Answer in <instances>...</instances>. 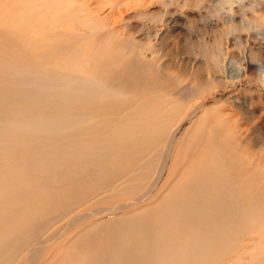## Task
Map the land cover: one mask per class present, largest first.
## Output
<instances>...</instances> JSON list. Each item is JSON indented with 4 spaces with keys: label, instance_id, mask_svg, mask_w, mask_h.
I'll return each mask as SVG.
<instances>
[{
    "label": "bare ground",
    "instance_id": "bare-ground-1",
    "mask_svg": "<svg viewBox=\"0 0 264 264\" xmlns=\"http://www.w3.org/2000/svg\"><path fill=\"white\" fill-rule=\"evenodd\" d=\"M103 9L0 0V264H264V127L171 97Z\"/></svg>",
    "mask_w": 264,
    "mask_h": 264
},
{
    "label": "rangeland",
    "instance_id": "rangeland-1",
    "mask_svg": "<svg viewBox=\"0 0 264 264\" xmlns=\"http://www.w3.org/2000/svg\"><path fill=\"white\" fill-rule=\"evenodd\" d=\"M100 1L103 15L110 13L106 30L114 28L171 81V97L187 99L201 75L215 98L206 105L219 100L238 119L253 113L249 128L264 127V0ZM242 137L264 159V128Z\"/></svg>",
    "mask_w": 264,
    "mask_h": 264
}]
</instances>
